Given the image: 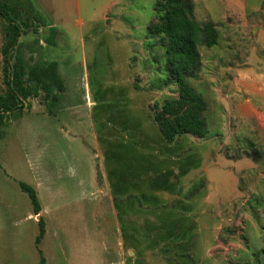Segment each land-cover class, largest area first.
<instances>
[{
  "label": "rangeland",
  "instance_id": "374dc122",
  "mask_svg": "<svg viewBox=\"0 0 264 264\" xmlns=\"http://www.w3.org/2000/svg\"><path fill=\"white\" fill-rule=\"evenodd\" d=\"M192 1L197 21H214L203 0ZM4 2L22 10L28 27L15 47L27 68L57 62L65 91L48 107L41 95L28 98L0 126V264H38V250L44 264H264V147L246 127L224 137L228 118L211 107L202 139L167 145L153 121L163 101L178 97L163 83V48L146 37L155 0ZM5 26L0 18L3 98ZM222 38L199 49L201 66L189 80L205 102L224 80ZM181 168L188 171L179 186L166 189L161 174ZM202 179L187 214L191 238L175 239L167 223L181 212L171 204ZM20 182L35 190L38 215ZM155 234L160 240L151 242Z\"/></svg>",
  "mask_w": 264,
  "mask_h": 264
},
{
  "label": "trees",
  "instance_id": "16d2710c",
  "mask_svg": "<svg viewBox=\"0 0 264 264\" xmlns=\"http://www.w3.org/2000/svg\"><path fill=\"white\" fill-rule=\"evenodd\" d=\"M153 11L154 21L147 25L146 37L148 40H155L156 44L163 48L166 73L163 83L164 85L174 84L178 94L176 99L163 101L160 109L154 113L153 121L161 139L167 145L186 135L199 139L205 138L208 134L205 118L207 105L202 94L191 85L189 80L196 76L201 66L199 49L217 45L219 33L216 24L211 21H197L192 0H155ZM0 18L6 24L1 53L4 61V79L8 89L6 98L0 96L1 126L4 124L5 114L23 108V102L28 98L41 95L45 106L54 105L58 102L59 96L64 93L65 86L55 61H47L27 68L21 50L15 48L22 30L25 27L28 28L22 20V10L0 0ZM55 32L54 28H50L51 39L54 38ZM14 51L13 64H9V57ZM260 154L263 155V150ZM253 160H258V156H253ZM187 171L188 169L181 168L178 174L173 171L163 172L161 174L163 185L166 189L175 190L179 186L178 178L183 177ZM19 188L27 194L33 214L38 215L40 209L35 190L22 182L19 183ZM203 189L204 180L202 179L192 184L182 195V199L175 200L171 204L173 209L181 212V215L167 223L172 228L170 236L175 239L191 238L193 222L187 214L193 211L191 201L201 195ZM147 199L159 202L153 196ZM160 202L165 208L170 207ZM37 224L38 234L34 240L35 245L40 243L44 235L42 219L38 220ZM147 229L149 231L151 228L146 227ZM146 230L143 229L145 233ZM148 236L152 239L151 242H158L161 237L157 234ZM38 253L40 254L38 264H44L41 251L38 250Z\"/></svg>",
  "mask_w": 264,
  "mask_h": 264
},
{
  "label": "crops",
  "instance_id": "0c3cea01",
  "mask_svg": "<svg viewBox=\"0 0 264 264\" xmlns=\"http://www.w3.org/2000/svg\"><path fill=\"white\" fill-rule=\"evenodd\" d=\"M202 5L214 12L210 21L223 37L224 80L210 86L207 109L228 118L222 124L224 137L228 129V135H237L246 127L245 134L264 147V0H203Z\"/></svg>",
  "mask_w": 264,
  "mask_h": 264
},
{
  "label": "water",
  "instance_id": "95a60500",
  "mask_svg": "<svg viewBox=\"0 0 264 264\" xmlns=\"http://www.w3.org/2000/svg\"><path fill=\"white\" fill-rule=\"evenodd\" d=\"M88 98H89L90 103L92 104L93 103V100H92L90 94H88ZM37 218H39V216H37Z\"/></svg>",
  "mask_w": 264,
  "mask_h": 264
}]
</instances>
